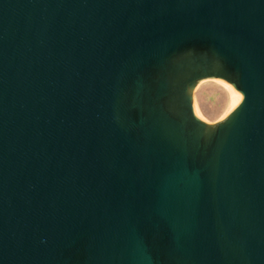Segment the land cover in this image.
I'll return each mask as SVG.
<instances>
[{"label":"water","instance_id":"95a60500","mask_svg":"<svg viewBox=\"0 0 264 264\" xmlns=\"http://www.w3.org/2000/svg\"><path fill=\"white\" fill-rule=\"evenodd\" d=\"M0 264H264V0H0Z\"/></svg>","mask_w":264,"mask_h":264},{"label":"rangeland","instance_id":"374dc122","mask_svg":"<svg viewBox=\"0 0 264 264\" xmlns=\"http://www.w3.org/2000/svg\"><path fill=\"white\" fill-rule=\"evenodd\" d=\"M230 93L215 79L202 81L196 91L195 102L204 120L216 123L230 109Z\"/></svg>","mask_w":264,"mask_h":264},{"label":"bare ground","instance_id":"6f19581e","mask_svg":"<svg viewBox=\"0 0 264 264\" xmlns=\"http://www.w3.org/2000/svg\"><path fill=\"white\" fill-rule=\"evenodd\" d=\"M215 81H218V82H220V83H222L226 88H227V90L229 91V93H230V97H231V100H230V107H231V105H232V101H233V95H232V91L229 89V87L224 83V82H222L221 80H217V79H215ZM196 106H197V104H196ZM197 108H198V106H197ZM198 111H199V109H198ZM199 113H200V111H199ZM200 116H201V114H200ZM202 117V116H201Z\"/></svg>","mask_w":264,"mask_h":264}]
</instances>
